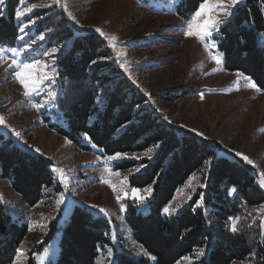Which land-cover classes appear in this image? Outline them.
Instances as JSON below:
<instances>
[{
	"label": "rangeland",
	"instance_id": "1",
	"mask_svg": "<svg viewBox=\"0 0 264 264\" xmlns=\"http://www.w3.org/2000/svg\"><path fill=\"white\" fill-rule=\"evenodd\" d=\"M7 1L0 0V16ZM180 1L19 0L17 42L0 45V134L12 146L50 160L54 181L30 206L0 178V202L28 230L13 264H29L33 257L37 264L54 262L60 228L77 205L109 223L110 243L100 247L95 264H116L117 252L151 257L134 239L126 215L129 207L150 210L151 188L132 187L130 177L156 148L108 156L87 138L78 144L59 131L66 125L57 107L59 58L72 40L54 34L67 27L103 38L122 74L167 124L212 140L217 156L246 163L264 189V91L245 74L225 69L215 38L242 0H205L186 16ZM260 42L264 46V36ZM125 160L136 165L118 168ZM207 170L206 165L191 175L162 213L178 214L192 202L206 185ZM214 222L217 230L250 234L255 251L235 264H263L257 245L264 241V205ZM206 256L207 248L196 249L175 264H196Z\"/></svg>",
	"mask_w": 264,
	"mask_h": 264
},
{
	"label": "trees",
	"instance_id": "2",
	"mask_svg": "<svg viewBox=\"0 0 264 264\" xmlns=\"http://www.w3.org/2000/svg\"><path fill=\"white\" fill-rule=\"evenodd\" d=\"M204 1L181 0L179 12L190 15ZM18 4L19 0H8L7 11L0 16V45L17 42ZM59 34L72 40L59 58L57 107L66 124L60 133L78 144L85 137L108 156L156 148L144 169L130 177L132 187L151 188L150 210L144 214L129 207L126 215L134 239L151 257L117 252L116 264H175L200 248H207V256L196 264H235L251 257L255 249L248 232L217 230L214 222L225 223L245 209L264 205V189L251 168L234 157L217 156L212 140L167 124L122 74L98 34L73 33L68 27L54 35ZM263 36L264 0H242L215 38L225 69L245 74L264 91ZM51 163L12 146L0 134V178L10 183L24 203L36 205L44 188L53 183ZM135 165L134 160H125L118 168ZM206 165V185L199 195L178 214L164 215L163 208L176 191ZM108 228L105 218L75 206L60 228L58 256L49 264H95L100 247L110 243ZM27 231L26 224L13 219L0 202V264L14 263ZM257 247L264 264V241L259 240ZM29 264H37L36 258Z\"/></svg>",
	"mask_w": 264,
	"mask_h": 264
}]
</instances>
